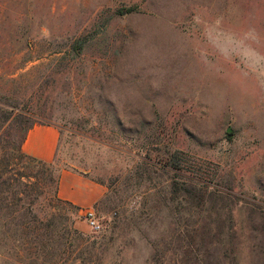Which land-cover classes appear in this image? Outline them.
I'll return each mask as SVG.
<instances>
[{"label":"rangeland","instance_id":"374dc122","mask_svg":"<svg viewBox=\"0 0 264 264\" xmlns=\"http://www.w3.org/2000/svg\"><path fill=\"white\" fill-rule=\"evenodd\" d=\"M0 264H264V0H0Z\"/></svg>","mask_w":264,"mask_h":264},{"label":"crops","instance_id":"0c3cea01","mask_svg":"<svg viewBox=\"0 0 264 264\" xmlns=\"http://www.w3.org/2000/svg\"><path fill=\"white\" fill-rule=\"evenodd\" d=\"M60 142V130L52 123H35L25 140V150L46 160L56 157ZM60 195L80 206L96 204L105 193V186L86 175L71 169H63L59 181Z\"/></svg>","mask_w":264,"mask_h":264},{"label":"built area","instance_id":"2783aa9c","mask_svg":"<svg viewBox=\"0 0 264 264\" xmlns=\"http://www.w3.org/2000/svg\"><path fill=\"white\" fill-rule=\"evenodd\" d=\"M86 219L94 230H99L102 226L99 216L94 207H88L85 211Z\"/></svg>","mask_w":264,"mask_h":264},{"label":"trees","instance_id":"16d2710c","mask_svg":"<svg viewBox=\"0 0 264 264\" xmlns=\"http://www.w3.org/2000/svg\"><path fill=\"white\" fill-rule=\"evenodd\" d=\"M133 9V7H129L128 8V11H131ZM77 45H78V47H81L82 46V42H80V41H77ZM41 122H43V123H50V122H46V121H41ZM35 123H37V122H35ZM34 123V124H35ZM34 124H32V125H30L29 126V128H28V131H27V133H26V135H25V137H24V140H23V142L26 140V138H27V135H28V132H29V130H30V128L34 125ZM29 154V153H28ZM33 159H35V160H38V161H40V162H48V163H51L50 161H47V160H45V159H43V158H40L39 156H36V155H33V154H29Z\"/></svg>","mask_w":264,"mask_h":264}]
</instances>
